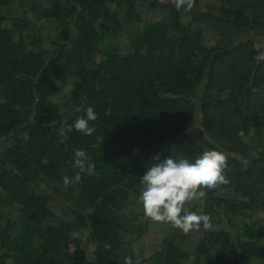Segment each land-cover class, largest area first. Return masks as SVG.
<instances>
[{"label": "trees", "instance_id": "1", "mask_svg": "<svg viewBox=\"0 0 264 264\" xmlns=\"http://www.w3.org/2000/svg\"><path fill=\"white\" fill-rule=\"evenodd\" d=\"M14 3L57 24L50 48L33 39L31 21ZM154 12L162 19L149 18ZM199 20L264 34V18L202 0L190 11L172 0H0V264H125L126 257L143 264L121 238L140 178L159 162L155 156L194 162L206 150L229 154L230 182L185 207L202 203L220 230L202 232L192 263L172 233L144 262L264 264V222L253 219L264 214V151L251 157L247 146L264 132V61L248 40L240 48L206 47L193 28ZM130 23L141 28L126 53L105 47ZM236 53L246 54L248 70L232 62L217 79V64ZM66 84L62 110L53 97ZM225 85L230 93H222ZM89 106L98 117L89 122L94 133L67 131L85 115L75 108ZM256 107L261 115L253 119ZM76 149L85 150L95 174H81L73 197L44 194L39 180L74 178Z\"/></svg>", "mask_w": 264, "mask_h": 264}, {"label": "rangeland", "instance_id": "2", "mask_svg": "<svg viewBox=\"0 0 264 264\" xmlns=\"http://www.w3.org/2000/svg\"><path fill=\"white\" fill-rule=\"evenodd\" d=\"M203 4L208 5H215L217 7H226L230 8L233 11L249 14L254 17L260 18L263 20L264 18V0H202ZM16 13L19 15H24L31 21L30 27V34L33 35V39L39 38L40 43L46 48H50L48 41L54 38L58 34V26L56 23L50 20H42L37 18L34 13L27 12L23 7H18L16 3L12 6ZM149 18L154 20H161L162 13L154 12L149 15ZM141 28L140 24H125L124 30L116 36L109 38L108 40L104 41L103 44L107 48H116L120 47V53H126L128 51V39L132 35V33H137ZM193 28L196 30L201 31V42L206 47H215L218 49H232V48H240L241 43L248 41H252L257 44L264 43V40H261L264 37L263 32L256 31L253 32H240L235 31L234 29H213L208 24H205V21H197L193 24ZM32 40V39H31ZM35 42H37L35 40ZM255 44V45H256ZM242 50L240 49L239 52ZM242 54V53H241ZM236 53L234 56H228L225 58V61L222 63H218L216 69L214 71V75L217 79L226 78L227 73L230 72V65H235V68L240 70V72H246L248 70L246 54L243 56ZM233 55V54H232ZM229 78V77H227ZM226 86V85H225ZM224 86V87H225ZM232 86L228 85L225 87V91L222 93H230L232 91ZM70 84H66L61 86L60 91L57 95L53 97L54 102L61 107L62 110L67 109L69 91H70ZM212 98L216 99L217 92L214 90H210ZM255 102L257 101L258 97H254ZM260 105V102L259 104ZM254 106L255 103H254ZM254 111L251 113V117L256 119L260 117V110L259 107L253 108ZM61 132V131H60ZM261 138V139H260ZM264 132L260 136L252 137L249 139L247 146L249 148V155L252 157L255 155V150L260 152L264 151L261 144H264ZM6 147V144L1 145L0 148ZM42 192L46 195L51 197L57 198L59 200H63L66 197H73L74 196V183L70 184L69 186L65 187L64 183H53L48 182L47 180H39ZM217 195L227 197L228 192L219 191ZM144 206L143 204L136 199L130 205L128 213L129 221L128 223V231H121V238L130 244L131 248L134 252L138 255L139 259L143 261V264H148L144 262L145 260L152 257L155 253H157L161 249V242L164 237L171 234L175 237V242L183 248L185 251L189 253L188 262L192 263L195 259V250L196 245L199 238L202 235V232L205 230L201 225L199 230H193L189 233L185 234L181 230L177 228H173L171 223L165 222H156L153 221L151 218L147 217L143 214ZM197 214L203 213V204L201 203L198 208L194 211ZM253 219L256 221L264 222V214H253ZM211 222L213 227L209 230L211 231H219L220 225L218 224V220L215 217H211ZM259 247L263 249L262 259H264V243L260 244ZM5 264H11L9 261H6Z\"/></svg>", "mask_w": 264, "mask_h": 264}, {"label": "clouds", "instance_id": "3", "mask_svg": "<svg viewBox=\"0 0 264 264\" xmlns=\"http://www.w3.org/2000/svg\"><path fill=\"white\" fill-rule=\"evenodd\" d=\"M160 2L164 3L165 0ZM172 3L177 9L184 7L186 11L195 6V0H172ZM255 48L258 51L256 60L264 61V43L258 42ZM75 111L84 112L85 115L78 117L67 131L71 132L74 127L75 130L91 136L95 128L89 126V122L98 118L94 109L91 106L87 109L76 107ZM228 158V153L219 150H206L194 162L186 158L177 160L172 157L161 160L159 156H155L153 159L159 162L147 167L139 180V201L144 206L145 215L156 222H170L173 228L185 234L199 230L201 225L205 230L211 229L213 225L209 215L189 211L185 205L195 199L204 198L207 194L205 189L210 191L230 182L227 179ZM73 167L78 171L74 178H63L65 187L79 183L82 173L95 174V164L88 162L84 149L74 151ZM125 264H132L131 257L125 258ZM136 264H140L139 260Z\"/></svg>", "mask_w": 264, "mask_h": 264}]
</instances>
